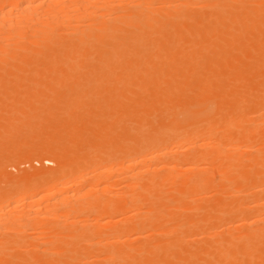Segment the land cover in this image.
Segmentation results:
<instances>
[{"label":"bare ground","instance_id":"bare-ground-1","mask_svg":"<svg viewBox=\"0 0 264 264\" xmlns=\"http://www.w3.org/2000/svg\"><path fill=\"white\" fill-rule=\"evenodd\" d=\"M4 1L6 2L1 3L2 6L0 5V63H37L38 67H27L24 71L30 74L52 75L53 73L59 76H76L79 79L83 77L85 80L87 78V82H90L89 79L91 80L93 77L103 76V78H98L99 82L100 79L104 80L105 76L110 77V80L114 79L112 83H108L107 78L104 80L109 85L107 83V85H100L99 82L92 84L91 80L90 84L92 85H86L80 90L81 92L76 86L78 84L75 83L74 91L80 92V94H76V97L80 95L92 100L90 101V106L93 108L91 111L99 109L105 117L107 116V120L109 117L108 123H111H105L108 125L105 130H111V133L106 131L110 141L115 139L112 144L117 147L114 154L116 163L112 165L105 163L107 165L100 166L99 169L105 170L108 174V179L105 180L106 185L104 184L102 187L105 191L110 192L108 186L113 183H122L118 191L116 190L119 197L117 196L114 200L108 196L111 199L104 200L103 202H106L101 207V210H105L108 215L113 212L119 213H116L120 218L115 223V230L118 233L115 236V247L104 251L87 252H85L86 250L71 252L60 250L64 253L54 261L49 259L48 263L264 264V169H260L264 167V65L256 67L251 63L256 59L264 63V41H260L259 38L255 40L256 42L254 39L242 40L243 34L247 31H250L248 35L250 39L254 37L256 31L264 33V0L258 3H254L255 0ZM158 2L162 3V6ZM157 3L159 6L156 5ZM256 47L258 51L254 53L255 51L252 49ZM180 61H189L191 65H185V69L173 70L176 66H171ZM93 63L96 66H90ZM98 63H100V68ZM58 65L67 66V69L58 68ZM165 66L170 70H166ZM89 75H91L90 78H88ZM250 80L256 82L258 80L260 83L255 84V81L248 83ZM60 85L62 83L54 85L51 89L56 92L58 88L60 90ZM72 87L69 86L67 90H71ZM211 94L212 98L209 96ZM79 99L80 97H78V101ZM250 102L259 108L254 107L255 110L258 109L256 111L258 114L252 119L247 118L244 114ZM87 103L89 104L88 101ZM79 105H77L78 108ZM63 106L65 107V105ZM57 109L55 112L59 111ZM105 109L108 110L107 113H103ZM91 111L88 113H92ZM60 112L65 113L66 109L60 110ZM157 112L163 116V119ZM101 113L94 114L102 115ZM163 113L165 115H162ZM149 114L159 115L161 121L158 119V124H155L158 127H155L152 121V126L155 128H148L147 133L151 135L147 136L144 132L146 136L143 133L144 137L140 138L142 136L139 137L140 132L145 131L143 129L147 123L145 120H149L151 117V115L147 116ZM77 116L79 117L78 114ZM77 116L73 115L72 121H68L63 114L62 118L67 121L62 122V119L61 123L59 119V125L55 124V126H57L56 130H60L62 133V143L66 146L65 150H68L65 151L67 154L64 155V158L62 156L65 152L57 154L60 156L59 161L56 160L57 164H63L62 167H56L59 168L57 175L62 178L69 176L68 178L72 181L75 180L78 185L81 184L82 177V172L78 168L82 166L83 162L92 161L98 151L91 150L84 157H77L76 147L79 146L81 137L78 131L82 128L81 119ZM84 116L86 117V115ZM67 118L70 119L68 116ZM98 119L96 118L92 122ZM225 120L229 121L230 124L227 125L230 126L226 125L222 132L220 126ZM144 122L145 124L142 125L141 123ZM151 123H148L150 125L146 127L151 126ZM85 125L87 126L86 123ZM180 126L182 128L179 129V133L177 128ZM89 127L91 126L89 125ZM123 127L125 136L118 137L116 130L119 128L120 131ZM146 127L144 128L146 129ZM86 128L88 131V127ZM113 130L116 131L115 135ZM82 132L84 134V131ZM35 134L37 135V133ZM173 142L177 145L172 146ZM186 142L192 143L190 152L187 154L181 152L183 151L182 145ZM209 145L214 146L211 151H200L199 147ZM241 149L250 151V155L248 154L247 157L251 156L250 162L243 166L242 164L246 162L243 161L244 159H240L239 156L233 159L226 155L228 152L231 154V152L235 153L236 150L239 152L238 150L241 151ZM104 153L108 155L110 151ZM81 159H83L82 162H80ZM238 159L240 160L238 161ZM77 161L80 162L78 168L75 167L78 165ZM72 165L75 166L71 168ZM87 166L92 167L89 164ZM87 166L84 167L83 173L88 171ZM159 168H166L167 171L169 170L168 174L163 177L160 175ZM177 169L187 175L190 174L189 177L187 176L188 181L190 179L189 183L188 181L180 183L178 176L179 182L176 181V178L174 179L176 174L174 175L173 172ZM48 170L50 171V169ZM177 172L179 171L177 170ZM210 172L213 175L216 174L218 180H231L232 183L231 186L228 185L221 191V197L209 207L211 210H217L215 212L218 215L216 219L222 223L221 229L219 226L203 228L202 225L196 229L202 236H198L197 231H194L197 236L194 235L195 238L191 243L183 244L185 240L180 239L182 234H177L179 239L174 238L173 243L174 246L177 243L176 248L169 250L162 248L161 244L163 246L164 243L158 241L166 240L167 236L158 241L153 238L162 236L164 233L152 237V234L155 233L153 231H158L157 223L161 220L152 221L153 219L150 218L156 215L150 214L148 212L151 211L150 209L143 210V207L152 203L161 207L168 198L169 200L195 199L200 189L209 187L206 175ZM185 173H182L183 177ZM260 174L261 178H256ZM213 175L209 174V176ZM159 176L164 178V182L173 179L174 182H178L177 185L174 184L176 185L175 189L169 193V196L164 193L166 197L168 196L167 199L158 189L161 179ZM213 179L214 176L211 179V184L214 186L216 183L213 182L215 181ZM97 180L90 188L91 190L104 182L100 178ZM62 183L64 182L58 181L52 186L55 192L51 193V196L55 198L61 196L59 199L64 201L67 196L69 199V197L74 198L82 195L83 186L75 187L76 192H74L73 187L62 186ZM35 184H29L30 188L24 192L23 196L16 199L15 203L20 204L26 197L35 196L37 193ZM181 184L184 186L183 189H181ZM33 185L34 187H31ZM233 186L236 189L232 188ZM42 187L44 188V186ZM210 187L212 186L210 185ZM90 189L88 192H91ZM234 191L238 193L233 196L234 193L231 192ZM57 192L62 193L59 195ZM121 199H126L125 203ZM251 200L254 203L253 206L248 204ZM95 201L98 202L96 199ZM95 201L93 199L94 203ZM200 201H197L199 204L195 207L196 210L201 206ZM206 204L208 206V202H205L204 206ZM163 209L157 208L160 210L157 213L164 212ZM210 213L212 212L210 211ZM167 214L170 217V212ZM116 216L114 215V217ZM114 217L112 220H115ZM245 224L248 225L244 226ZM191 228L194 229V227ZM134 234L142 237L143 234H149L150 240L139 242L140 244L136 242L137 245L130 247V244L128 245L126 242ZM171 237L173 236L171 235ZM125 244L126 246H124ZM48 254L49 258L52 257L50 253ZM90 254L96 256L97 259L100 257L101 263L82 261L83 258L80 256ZM65 255L67 257L63 258ZM45 256L42 255V258ZM45 259L46 264L48 257Z\"/></svg>","mask_w":264,"mask_h":264},{"label":"rangeland","instance_id":"rangeland-1","mask_svg":"<svg viewBox=\"0 0 264 264\" xmlns=\"http://www.w3.org/2000/svg\"><path fill=\"white\" fill-rule=\"evenodd\" d=\"M260 1L262 2L263 0H259V1L255 0L254 3H258ZM5 2L6 1H4V0L3 1L0 0V5L2 6ZM1 3H3V4H1ZM158 3L160 4V2H158ZM158 3L156 5H158ZM161 4H160V6H162ZM249 33H250V31L245 32L243 34L244 38L242 37L243 38L242 40L249 41V40L254 39V41H255L259 38V40L261 39L260 41H264V33H259V31H256L254 33V37H251V39H250V37H248ZM256 48L252 49L255 51L254 53H256V51H258V48L257 49ZM247 49L249 50L250 48L248 47ZM190 62H192V61L190 60ZM251 63L254 64V66H256V67H260V66H262V64L264 65V63H262V61H259V59H256V61L254 60ZM0 64H1L0 65V67H1L0 68V71H1V73H0V88H2V89H0V209L2 207H4L5 205L7 206V207H4V209H1V211H0V264H45V260H46L45 258H47V257H48V259H47L46 264H49L48 263L49 259H52L54 261V259H56L58 256H60L61 254L64 253V252H61L60 250H62V251L63 250L68 251L69 250L70 252L73 250H82V251L86 250L85 252H87V251H92V250L104 251L107 249H112V248L114 249V247H115V242H114L115 236L118 234L117 231L115 230V223L118 221L120 216L116 214L118 212H116V213L115 212H113V213L109 212L110 215H108V213L105 212V210H101V207H102L103 203L106 202V201L105 202H103V201L108 200L110 197L112 199L116 200L115 198H117V196L119 195L118 193H116V190L118 191V189L122 186V183L121 182L116 183V184L113 183L114 185L112 184V185L108 186V187H110L109 188L110 190L108 189L110 192H108L107 190L105 191L102 187L105 184V180L108 179L107 178L108 174L105 172V170L103 171V170H100L99 168H100V166H103V165H107V164L112 165L113 163L114 164L116 163V157L114 156V154H115L117 147L112 144V143H114L115 139L114 140L112 139V141H110L111 139L108 138L107 133L109 131H110L109 133H111V130H108V131L105 130L106 128H108V125H106L105 123L107 122V124H111V123H108L109 117L107 120V116L105 117V115L102 114L99 109L93 110L95 112L91 111L93 108H91V106H90V103H91L90 101H92V100L88 99V97L86 99V98H83L80 95H78V97H80L79 101H78V97H76L77 96L76 94L77 93L80 94V92H81L80 90L83 87H85L86 85H89L91 83V80L93 81L92 84L93 83L98 84V82H99L98 78H103V76L98 77V78L93 77L91 80L89 79L90 82H87L88 81L87 78L85 80V78H83V77H82V79H81V77L79 79L76 76H70V77L66 76V75L59 76V75L53 74V73H52V75H41V74H37V73L36 74L35 73L30 74V73H27L24 71L25 69H27V67L28 68L38 67L37 63H22V62H20V63L11 62V63H9L8 62V63H0ZM27 64H29V65L27 66ZM98 64H99L98 66L100 68L101 67L100 63H98ZM185 65L186 66L191 65V63H189V61L188 62H181L180 61V62H176L174 65H172V66L170 65V66L171 67L176 66L177 68L175 67L173 69V70H175L178 68L182 69V68L186 67ZM90 66H96V65H94V63H93ZM98 66H97V68H98ZM57 67L58 68L60 67L63 70H65V68L67 69V66L65 67L63 65L62 66L58 65ZM205 67H207V66H205ZM92 68H94V67H92ZM166 68H167L166 70H170V69H168V67H166ZM7 76H8V78H7ZM90 77H91V75L88 76V78H90ZM106 78L109 80L108 83H112V81L114 82L113 78H111L112 80H110V77L108 78L107 76H105L104 80H107ZM93 79L95 80V82ZM104 80L100 79L99 84L105 85L107 82H105ZM103 81H104V83H103ZM254 81L255 80H250V81H248V83L249 82L253 83ZM58 83H62L64 88L62 85H60L61 86L60 90L58 88L57 91L55 92L51 88ZM63 83L64 84L66 83V84L64 85ZM75 83L80 85V86L83 85L81 87L80 86L78 87V85H76L80 92L74 91V89H76ZM257 83H260V82L257 80V82L255 84H257ZM92 84H90V85H92ZM246 84H247V81H246ZM37 85H38V87H37ZM69 86H70V88L72 86H74V87H72L71 90H67L69 88ZM71 91L73 94L71 93ZM53 93H55V94L53 95ZM69 96H71V97H69ZM90 96H89V98H90ZM209 96L212 98V94ZM85 99H86V101H85ZM250 99L253 100V98H251V97H250ZM87 101L89 102V104L87 103ZM58 105H61V106L58 107ZM62 105H65V107L64 106L62 107ZM77 105H79L80 107L78 108ZM66 106L68 109L66 108ZM69 107H70V109H69ZM254 107L258 108L256 106H254V104L252 102H250V104H248V106L246 108L247 110H245V112H244V114L246 115L247 118H249V119L255 118L256 115L258 114L256 111H258L259 108L255 110ZM56 108H58L57 110H59V111L55 112ZM52 109H53V111H52ZM64 109H66L67 113L66 112L65 113L62 112V113L64 114L65 118L68 121H70V120L72 121L73 115H75V117H76L78 114L79 117L78 116L77 117L79 119H81V122H82V128L80 127L81 129H80V131H78V132H80V136L82 137V139H81V137L79 138V146L76 147L77 152H78V153L76 152L77 157L82 158V156L84 157V155L88 154L91 150L93 152L98 151L97 155L95 156L97 160L94 157V159H92V161H87V162L85 161V162H83L84 165L82 163L83 167L82 166L79 167L80 162L83 161V159H81V161L78 160V161H80L79 163H78V161L76 162L78 164L77 166L74 165L77 168L79 167L78 169L82 172L81 184H78V185L76 184L75 180L72 181V179H69L68 178L69 176H66V177L64 176L63 177L64 179H63L62 176L60 177V175H57L59 168H56V167H58V166L62 167V165H63L60 163H59L60 165L57 164L59 161L58 158L60 157L59 155L65 151H68V150H65L66 146L62 143V140H63V137L61 135L62 133H60V130H56L57 129L56 127L59 125L58 123H60L61 120L63 119L62 118L63 114L60 112V110L64 111ZM90 111L92 113H88ZM96 111H98V112H96ZM107 111L108 110L105 109L103 113H107ZM53 112H55L54 113L55 115L53 114ZM94 113H101L102 115H96ZM56 114H58V115H56ZM66 114H68L67 116L70 117V119L67 118ZM153 114L155 115L156 112ZM157 114H159L161 116V114L159 112H157ZM84 115H86L87 118ZM150 115L151 114H149L147 116L149 117ZM154 115H151L152 119H150L151 117H149V120H151V121L145 120L147 122L146 126L150 125L148 123H151L152 121L154 124L151 123V126H148V127L143 126V129L145 131L140 132L139 137H140V135H142L140 138L144 137L143 136L144 132H146V134H147L149 129H154L155 127H158V125L156 126L155 124H158V122L161 118H159L160 117L159 115H156V116H154ZM162 115H165V114L163 113ZM94 116H95V118H94ZM101 117H103V118L101 119ZM161 117L163 119V116H161ZM11 118H12V120H11ZM65 118L63 119L62 122H64ZM88 118H89V120H88ZM96 118L97 119L99 118V119L97 121L92 122V120H94V119L96 120ZM59 119H60V122H59ZM67 120H65V121H67ZM15 122H17V123H15ZM96 122H98V123H96ZM110 122H111V120H110ZM52 123L54 126L52 125ZM85 123L87 124V126L85 125ZM55 124L57 126H55ZM97 124H100V125H97ZM124 124H125V122H124ZM124 124H123V126H124ZM141 124L143 125V124H145V122L141 123ZM152 124L155 125V127H153ZM227 124H230L228 120L223 121L222 125L220 126V128H221L220 130L222 132H224L223 129L226 128ZM89 125L91 127H89ZM228 126H230V125H227V127ZM86 127H88V131H87ZM98 127H100L102 130L100 128L98 129ZM144 127H146V129ZM38 128H40V129H38ZM120 128H122V127H120ZM181 128H182V126L177 128L179 133H180ZM92 129H94V130L92 131ZM95 129H96V131H95ZM121 130H123V131L121 133H119ZM121 130L119 131V128H118V130H116L117 132L115 130H113L114 133L113 132L112 133L115 135V132H116L119 135L118 137H123V136H125L124 135L125 134L124 127ZM82 131H84V134ZM101 131H102V133H101ZM106 131H107V133H106ZM29 132H30V134H29ZM149 132H152V131H149ZM35 133H37V135ZM88 133H90V134H88ZM114 135H112V136L114 137ZM144 135H145V133H144ZM150 135L147 134V136H150ZM91 137H92V139H91ZM200 139L202 140L203 136ZM174 144H176V143L173 142L171 145L175 146ZM191 146H192V143L186 142L185 144L182 145L183 151H181V152L187 154L188 152H190ZM212 147L214 148L213 145H209V146H205V147H199V149H200V151H207L208 152V151H211V149H213ZM113 148H115V149H113ZM175 148L177 149V146ZM243 149H241V151L238 150L239 152H237V150H236L235 151L236 154L234 153V151H233V153L231 152V154H229L230 152L227 153V151H226V153H227L226 155H228L229 158H230V156L233 157V159H234V157L238 158V156L240 157V159H244L243 161L244 162L246 161V162L242 164V166H243L244 164L249 163L250 162L249 160L251 159V156L247 157L250 155V153H249L250 151H247V150L244 151ZM106 151H110V153L107 155L106 153H104ZM54 153H56V154H54ZM57 154H59V155H57ZM66 154H67V152L63 153V156L61 155L62 158H64V155H66ZM106 155H107V157H105ZM240 159H238V161ZM246 159H248V160H246ZM56 160H58V161H56ZM235 160H237V159H235ZM235 160H233V161L235 162ZM105 163H107V164H105ZM88 164L92 165V167L87 166ZM240 165H241V163H240ZM74 166L72 165L71 168ZM85 166L88 167V169H87L88 171H84V173H83V169L85 170V168H84ZM68 168H70V167H68ZM48 169H50V171ZM89 169H90V171H89ZM165 169L159 168V171H161L160 175H162L163 177H165L169 171V170L167 171V169L166 170ZM260 169H264V167H262ZM41 170H43V171H41ZM177 170L179 172H177ZM177 170H175L173 172L174 175L176 174V177H174V179L176 178V181L179 180L180 183L188 181L187 176L189 177L190 174L187 175V173L182 172L179 169H177ZM40 171L43 172L44 174L43 173H42L43 175L39 174V173H41ZM180 171L182 173H185V176H184L185 179L183 177V174ZM261 171L263 173V170H261ZM66 172H68V171H66ZM157 172H158V169H157ZM159 173H157V174H159ZM212 173H214V172H212ZM67 174H69V173H67ZM83 174H86V175H83ZM209 174L213 175V174H211V172ZM209 174L206 175L207 179L209 180L208 181L209 187H203L204 189H200L198 191V194L195 196V199H193V200H188L186 198H181L178 200H169V198L167 199V197L169 196V193L173 189H175V186L178 184L179 181L176 183L173 181L174 180L173 179L171 181L169 180L168 182H166V181L164 182L163 181L164 178L159 176V178H161L160 179L161 181L159 180L158 185L160 184L159 185L160 188H158V189L161 192H163V194L164 193L166 195L168 194L167 197L164 194L165 198L167 200H165L163 202V206H161V207L158 204L155 206V205H153L154 203H152L150 205L145 206V208L143 207V210L146 211V210L150 209L151 211H148V212L152 215L154 214V216L156 215L155 217L150 218V219H153L152 221L156 222V220H159V219L161 220V222L159 221V223H157V225L159 226V228H157L158 231L157 230H156L157 232L153 231L155 233L152 234V237H154L155 235L163 234V233L164 234L162 236H157L158 239H156L157 237H154L153 239L158 241V240L165 238L166 236L168 237V238L166 237V240L164 239L162 241H158L159 243H164L163 246L161 244L162 248H166L167 250L176 248L177 243H175V246L173 245V243L175 241L174 238L179 239L177 234H179V235L182 234L180 239L182 238L183 241L185 240V242L183 244L191 243L192 240L197 235L202 236V234H199L198 230H196V229H198L197 227H202V225H203V228L204 227L208 228L211 226L212 227H215V226L218 227L219 226V228L222 227L221 226L222 223H220V221L218 219H216V217L218 215H216L215 212L217 210L216 211L214 209L211 210L209 207H211V205L213 203H215L216 200L218 201V199L221 197L220 195H222L221 191L224 190V188H226L228 185L231 186L232 183H231V180H222V181L218 180V176H216V174H215V175H213L214 176L213 180H215L213 182H215L216 184L215 183H213V184H215L216 186L215 185L213 186L211 184V179L213 178V176H209ZM177 176H178V180H177ZM261 176L262 175L260 174L259 176H257V177L255 176V177L261 178ZM28 178L31 179L32 181L29 180ZM99 178L101 179V181H104L103 184L101 183L100 186L91 190L90 188L93 187V184H95L98 181L97 179H99ZM68 179L70 182L68 181ZM27 180L30 183H28ZM58 181L64 182V183H62V186L67 185V186H70L71 188L73 187L72 189H74V192H76L75 187L77 188L79 185L83 186L82 195L80 197L75 196L74 198L69 197V199L67 196V198L64 199L65 202L61 201V199H59V197H61V196H58V198L51 196L50 194L55 192V190L53 189L52 186L55 183H57ZM189 181H190V179H189ZM189 181H188V183H189ZM175 183H176V185H174ZM29 184H35L36 185L37 193L35 194V196L34 195L29 196L30 198L26 197V199L25 200L23 199L24 201L22 200L20 202V204L19 203L16 204L15 200L20 198L21 196H23L24 192L30 188ZM183 184H186V183H183ZM210 185L213 188L210 187ZM42 186H44V188ZM47 186H49V187H47ZM31 187H34V185ZM185 187H187V186L185 185ZM234 187L235 186H233L232 188H234ZM183 188H184V186L182 185L181 189H183ZM89 189L91 192H88ZM234 189H236V188H234ZM60 191H62V190H60ZM236 191L231 192L232 194L234 193L233 196L236 193H238ZM62 192H60V194ZM57 194H59V193L57 192ZM108 196H110V197H108ZM229 196H230V194H229ZM233 196L231 195L232 198H233ZM92 198L94 199V201H95V199L98 200V202L95 201V203H94ZM56 199H57V202H56ZM99 199H100V201H99ZM200 199H201V201H200ZM121 200H123V199H121ZM125 200L126 199L123 200L124 203H125ZM197 201L198 202L200 201L201 206L199 209L196 210L195 207L199 204V203H197ZM12 202H13V204H12ZM89 202H90V204H89ZM202 202L204 204H205V202L206 203L208 202V206H207V204L204 206V204ZM248 204H251L250 206H253L254 203H252V200H251V202ZM65 205H67V206L65 207ZM148 206H149V208H148ZM157 208H159V209L164 208L162 210L164 212L157 213L158 211H160V210H157ZM190 209H192V210H190ZM155 210H157V211H155ZM154 211L156 212V214ZM210 211L212 213H210ZM169 212H170V217H169V214H167ZM208 213H210V214H208ZM114 215L115 216L117 215V216L114 217ZM157 215H159V216H157ZM109 216L114 217L113 219H115V220H112V217H109ZM167 216H168V218L165 219V217H167ZM208 224H210V225H208ZM195 225H196V228H195ZM199 225H201V226H199ZM205 225H207V226H205ZM247 225L248 224H245L244 226H247ZM176 226H178V227H176ZM184 226H185V228H184ZM187 226H188L189 230L191 229L190 231L187 229ZM241 226H243V225H241ZM191 227H194V229ZM237 227H239V226H237ZM237 227H235V228L237 229ZM219 228H217V229H219ZM166 229H168V230H166ZM179 231H180V233H178ZM194 231H197L198 234L195 235L196 232L194 233ZM234 232H236V231H234ZM171 235L173 237H171ZM194 235H195V237H194ZM139 237H142V236H138L136 234L132 235V238L128 239V242H126V244H128V245L130 244L129 246L131 247V246H134L135 244L137 245L136 242L141 243V242H146L147 239L150 240L149 234L148 235L143 234L142 238H139ZM34 240H35V242H34ZM59 243H61L62 245ZM126 244L124 246H126ZM46 251H48V252H46ZM66 251H65V253H66ZM48 253H50V256L52 255V257L49 258ZM42 255H44V256L46 255L47 257L45 256L42 258ZM65 257H67V255L63 256V258H65ZM80 257L84 259V260L82 259V261H89L88 263L101 261L100 257L97 259L96 256L91 255V254L90 255H83ZM79 260H78V262H80Z\"/></svg>","mask_w":264,"mask_h":264}]
</instances>
